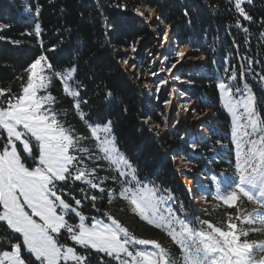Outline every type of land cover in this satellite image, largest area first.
<instances>
[{
	"label": "trees",
	"instance_id": "16d2710c",
	"mask_svg": "<svg viewBox=\"0 0 264 264\" xmlns=\"http://www.w3.org/2000/svg\"><path fill=\"white\" fill-rule=\"evenodd\" d=\"M119 3L126 4L128 10L116 7ZM37 7L40 8L38 16ZM133 7L144 12L149 8L154 10V21L140 17L132 11ZM243 7L253 17L251 22L240 16L230 0H0V25L5 26L0 30L3 37L0 39V88H10V94L21 95L27 78L25 68L41 54L48 57L55 71L66 72L74 67L72 77L83 85L80 94L88 101L81 105L90 118L88 123L103 125L111 121L115 141L136 168L140 180L154 185L164 195H172L199 226L200 221H208L226 229L227 216L231 213L239 229L243 217L255 205L241 199L238 205L242 211L238 213L237 208L227 207L210 194L206 211L193 207L189 187L173 161V157H181L180 152L189 156L188 150L175 131H159L155 127L159 111L155 100L150 97L143 78L137 81L124 59L131 56L133 65H137L138 59L149 65L151 59L166 53L159 51L158 17L170 28L171 46L178 44L182 49L189 48L191 57L206 58L198 65L205 67L208 74L190 73L186 78L191 85L184 92L196 102L198 113L214 112L210 126L213 139L199 150L202 159L194 157L187 177L189 181L195 179L205 165L210 170L213 151L220 157V163H212L211 169L214 173L224 171L228 166L221 161L220 145L228 143L231 124L221 106L218 84L224 81L243 88L247 82L264 117V80H261L264 77V0H253ZM25 9L31 11L32 18L23 14ZM145 16L149 15L145 12ZM37 23L42 28L40 38L34 31ZM238 23L247 27L248 32L237 27ZM133 45L136 51L129 54ZM53 48L54 51L50 50ZM233 72L237 75L235 81L231 80ZM53 85L57 111L78 119L62 83L60 87V81L54 79ZM108 91L112 92L111 97L105 95ZM81 123L87 125L85 120ZM71 194L82 199L80 193ZM83 210L93 215L90 203ZM237 215L241 220L236 219ZM80 252L92 259L100 257L88 250Z\"/></svg>",
	"mask_w": 264,
	"mask_h": 264
},
{
	"label": "snow or ice",
	"instance_id": "6c2138e0",
	"mask_svg": "<svg viewBox=\"0 0 264 264\" xmlns=\"http://www.w3.org/2000/svg\"><path fill=\"white\" fill-rule=\"evenodd\" d=\"M246 3L251 4L253 0H234L240 16L251 22L253 17L242 6ZM116 7L128 10L123 3ZM132 11L145 20L150 19L139 7H133ZM39 13L40 8L37 7L36 15ZM4 27L0 25V30ZM237 27L243 25L238 23ZM34 31L40 38V24L35 25ZM243 31L248 32V28L243 27ZM132 51H136L134 45ZM175 54L177 62L187 55L179 48ZM75 71L74 67L66 72L55 71L48 57L41 54L25 68L27 78L21 95L10 94V88H0V98H3L0 99V224L7 232V236H0V264H68L70 261L86 264L88 256L80 254L76 245L106 253L117 260L122 256L130 258L123 260L122 264H173V257L159 242L131 235L111 216H108L110 224L93 217L91 226L86 225V217L80 211L82 199L92 201L95 207L99 197L88 189L103 193L106 190L102 187L104 181L96 182L99 178L95 169L81 167L84 161L77 153L89 151L80 147V141L87 137L76 135L73 128L65 127L58 119L59 113L52 107L55 97L39 95L51 82L47 72L54 73L60 80L75 112L87 123L91 138L97 142L92 147L99 148L102 158L110 161L121 177H130L125 181L120 196L140 218L168 232L184 252L183 264H264V242L242 240L241 237L249 235V230L238 229L231 213L227 216L226 229L208 221L199 222L207 226V231L193 227L190 220L181 219L168 206L171 196L160 194L154 185L144 184L138 178L136 168L116 146L111 121L103 125L88 123L90 118L81 108L88 101L80 94L83 85L72 77ZM231 80H237L235 72L231 74ZM218 88L225 99V106L235 117L233 138L238 180L226 192L218 188L215 198L229 208H237L238 213L242 211L237 203L241 197L264 208V120L257 113L255 95L247 82L241 88L238 84L229 85L221 81ZM234 93L241 94L240 98L236 99ZM105 95L111 97L112 92ZM253 134L257 135L256 139H250ZM29 159L30 165L27 163ZM76 181L87 186V189H78L82 199L70 192ZM108 202L111 203L110 196ZM253 211L257 213L259 222L264 224V213L257 209ZM73 216L79 219V223H70ZM236 219L241 220V216L237 215ZM241 222L251 225L257 223V219L248 213ZM57 237H66L72 246L59 242ZM129 245H151L154 251H132ZM254 247L257 254L253 253Z\"/></svg>",
	"mask_w": 264,
	"mask_h": 264
},
{
	"label": "rangeland",
	"instance_id": "374dc122",
	"mask_svg": "<svg viewBox=\"0 0 264 264\" xmlns=\"http://www.w3.org/2000/svg\"><path fill=\"white\" fill-rule=\"evenodd\" d=\"M230 1L234 2V0H230ZM145 12L150 16V19H148V21L149 22L154 21V17H155L154 10H152L151 12L145 10ZM23 14L30 18H32L33 16L29 9H25ZM157 20L160 22L161 25L160 26L161 32L158 36L161 42L159 51H166V53L165 54L161 53L155 59H151L149 65L143 64V61L141 59H138L137 65L133 67L132 64L133 60L131 59V56L125 57L124 61L127 60V63L124 64L133 73L134 78L137 81L141 77L143 78L144 86L148 89L150 97L155 100V103L159 110L157 112L158 122L156 123L155 127L158 126L156 128L159 131L173 130L176 132L178 136L182 138V143L187 148L189 156L185 157L184 154L180 152L179 154L181 157L175 160L176 168L179 171L181 177L183 178L185 184L189 187L193 207L199 211H206L210 206V203L208 202V197L210 194H212V197H216L218 188L221 192H226L229 190L230 186H234V184L238 180V174L235 168L236 144L233 138V132L235 129V124H234L235 117L233 116L232 112H230L228 108L225 106V99L222 98V94L220 93L221 106L228 115V117L230 118V124H231L228 143L222 144L219 141V143H221L220 145L221 155L223 159V160L221 159V161H223L222 163H225V165L228 167L225 168L224 171L214 173L211 167H213L214 163H218V162L220 163V157L217 155L216 151H213L212 152L213 156L211 158V162L213 164L211 163V166L209 165L210 170H207L208 168L206 165L203 166L200 175L196 176L195 179L189 181L187 174L189 171H191V167L194 165V160H193L194 157L202 159L203 155L202 153L199 152V150L203 148L206 143L211 142V140L213 139V134L210 131V126L212 125L211 124L212 119L215 116L214 112L211 110L205 114L198 113L196 111V102L191 100L190 97L184 92V89L191 85L189 80L186 78L190 73L196 71L199 74H203V75L208 74V71L205 67L198 65V62L203 61L206 58L204 56L198 58L191 57L189 55V51H190L189 48L182 49L178 46V44L171 46L168 43L170 28L167 27L161 21L160 17H158ZM154 31H156L155 28ZM178 48L185 51L187 54L184 57V59L180 60L179 62H177V57L175 54ZM132 53L133 51L129 52V54ZM173 65H175V67H173ZM142 69H144V72L141 74ZM46 75L50 76L51 82L47 85L46 91L45 90L40 91L39 95L43 96V95L51 94L53 96L52 93H55V89L53 88L54 79L55 80H59V79L52 72H47ZM60 87H61V82H60ZM235 97L236 99L240 98V96H236V95ZM56 101L57 98L55 97V104L52 107L55 112L59 113L57 111ZM255 102H256L257 113L260 116L261 120H264V117L259 113L257 109L256 95H255ZM183 104L185 106H183ZM240 111L242 112L243 109L241 108ZM77 118L78 119H74L69 114L66 115L62 113H59L58 116V119L63 122L65 127H71L75 130L76 135L87 137L86 139L80 141V147L88 148L89 151L87 153H77L79 156H81V158L84 161L81 167H86L89 170L95 169L96 176L99 178L96 179V182L100 183V181L103 180L104 183L102 184V187L106 189L105 192L103 193L94 189H88V191H90L91 194L93 195L99 194L100 196H104L105 199L99 198L95 202V207L92 206L93 215H89L83 210L85 205H88V203L92 205L93 202L90 200L88 201L84 200V202H82L83 207L80 209V211L86 217L85 219L86 225L91 226V224L94 222L92 220L93 217H95L97 220L103 221L104 223L110 224V220L108 219V216H111L112 218L118 220L123 227L127 228L131 235H134L137 238L151 239L159 242L163 247H165L169 251V253L173 257V264H183L184 252L180 248L179 244L173 241L171 236H169L168 232L162 228H157L153 225L148 224L147 221L143 220L137 214H135L131 210V205H129L128 202L125 199H123V197L120 196L119 193L121 189L125 186V181L127 179H130V177H121L119 173L115 170L111 162L102 158L103 153L100 152L99 148L92 147L97 142L95 141L94 138H91L87 125L85 124L83 125L79 117ZM241 123H243V121H241ZM249 131L251 130L249 129ZM256 138H257L256 134H253L250 137V139H256ZM191 140H193L192 141L193 143L190 144ZM193 145H195V148L192 147ZM116 146L119 149L117 143ZM246 147L247 145H245V148ZM120 153L123 156H125V154L122 151H120ZM27 163L30 165L31 160L29 159ZM125 171L127 170L125 169ZM205 171L208 172V175L205 174ZM113 173L117 174L116 176H114L116 177V179L114 180L110 179V177H113L112 175ZM141 181L144 184L153 186L148 182H145L143 180ZM80 187H85L87 189V186L84 185L82 182L76 181L74 186L70 189V192L71 193L74 192L76 194L80 193L78 191ZM196 188L200 189L199 191L201 192V197H202V199L201 197H199V201H198L199 203L197 204L195 202L196 200H194V202L192 200V195L196 194ZM108 190H111V192L109 193ZM109 196L111 197V203L108 202ZM164 196L172 197V199H170L168 202V206H170L176 212V215H178L181 219L187 218L192 222L193 227L203 228L206 231L208 230L207 226L205 225L199 226L195 224L194 220L189 217V214L186 211H184L182 207L177 205L176 200L172 195H164ZM241 199H246V198L241 197ZM220 202L223 203L222 201ZM254 205H255V209H257L261 213H264V208H261L257 204ZM250 213L253 214L254 219H257V223L251 224L253 225V227H246L245 225L247 224L242 223L241 225L242 228L249 230V235L246 238L241 237V239L242 240L247 239L249 241H256V242H264V224H261L259 222L256 212L252 210ZM70 223H79V219L73 216V218L70 219ZM4 227H5L4 225L0 224V236H7V232L3 231ZM258 228L261 230L260 231L250 230V229H258ZM57 239L61 243L67 242L68 246H72V242L66 241V237L64 238L57 237ZM75 247L77 248V251L80 254H82L80 250H88L100 256L99 258L92 259V256L88 255V261L86 262V264H122L123 260L130 259L126 256H122L121 260H117L112 256H108L106 253L97 252L91 248L82 249L78 245H76ZM129 248L132 251H137V250H142L146 252L154 251L151 245H147V246L129 245ZM253 253L254 254L258 253V250L255 247L253 248ZM104 257L108 258L109 260L107 261ZM257 258H259V255H257ZM68 264H74V262L70 261L68 262Z\"/></svg>",
	"mask_w": 264,
	"mask_h": 264
},
{
	"label": "bare ground",
	"instance_id": "6f19581e",
	"mask_svg": "<svg viewBox=\"0 0 264 264\" xmlns=\"http://www.w3.org/2000/svg\"><path fill=\"white\" fill-rule=\"evenodd\" d=\"M183 106H185V105L183 104ZM194 138H195V137H194ZM192 141H193V140L190 141V144L193 143ZM188 184H189V183H188ZM199 190H200V189L196 188V194H193V195H192V200H193V202H194V200H196V201H195L196 204L199 203V202H198V201H199V197H201V192H200ZM196 195H197V196H196ZM201 198H202V197H201Z\"/></svg>",
	"mask_w": 264,
	"mask_h": 264
}]
</instances>
